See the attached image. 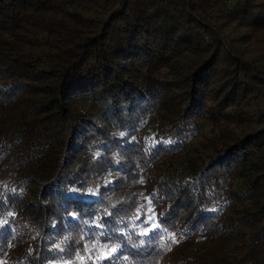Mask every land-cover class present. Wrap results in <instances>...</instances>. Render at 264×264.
<instances>
[{
  "label": "trees",
  "instance_id": "16d2710c",
  "mask_svg": "<svg viewBox=\"0 0 264 264\" xmlns=\"http://www.w3.org/2000/svg\"><path fill=\"white\" fill-rule=\"evenodd\" d=\"M0 264H264V0H0Z\"/></svg>",
  "mask_w": 264,
  "mask_h": 264
},
{
  "label": "rangeland",
  "instance_id": "374dc122",
  "mask_svg": "<svg viewBox=\"0 0 264 264\" xmlns=\"http://www.w3.org/2000/svg\"><path fill=\"white\" fill-rule=\"evenodd\" d=\"M257 24H258V22H257ZM255 29H256V26H250V27L249 26H244L243 27L242 31L244 33H246V36H245L246 40L245 41H247V39L248 40L250 39V40L247 41V43H245L243 45H240V46H242L243 49H246L247 46H251L250 50H252L254 52V53H251V54L253 56H258V53L256 51H254L255 48H257L258 46L257 45H252L254 39L256 38L255 37V32H254ZM237 36H239V33H238ZM246 44H248V45H246ZM171 46H174V44H172ZM179 49H181V48H179ZM247 56H250V54H247ZM175 63H176L175 64L176 66L179 65L182 68L183 65H184V67L187 66V59L186 58L185 59H181L179 57V58H176ZM177 77H178V75L174 74V78H177ZM181 80H182L181 77H179V79H177L178 82L182 83ZM18 90H21V89H18ZM168 92H169L168 95L174 96V97L176 95V97L178 98L177 100H179V101L182 100L181 99L182 97H180V95H179L180 92H179V94H175V92L172 93L171 90H168ZM198 125L201 126L200 124H198ZM201 127L202 128L199 131V133H198V131H195V134H194L195 138H194L193 141L196 142V145L197 144L199 146L201 145L200 146V150H201L200 152H202V150H204V146H205V148H208V151H209L210 148L216 142L215 134H213L214 132L212 133L213 127L210 126V125H207V126L203 125ZM233 127L235 128V126H233ZM237 130H239V129H237ZM159 134H161V132H159ZM202 145H203V147H202ZM190 149H191V147L189 148V151H190ZM185 153L186 152H184L183 154H185ZM168 157H172V156H168V154H166V155L162 156L160 160L157 161L158 162V164H157V168L158 169L157 170L161 171L164 175H166V174L168 175L169 173H166V172H171V170L173 171L174 169L175 170H181V166H182V164L181 165L177 164L179 161H176L175 164H174V169H172L171 167L169 168V166L167 165L168 163H166L167 162L166 160H167ZM179 160H181V159L179 158ZM168 181H170V180L168 179ZM136 188H137V190H138V192L140 194L139 195V207L142 209V211L145 212V214L147 215L148 219L150 220V222H151V226H150L151 230H153V231L157 230V229L160 230V225H159V220H158V211L155 208L154 203H153V201H152V199L150 197L148 182L145 179H142L136 185ZM220 199H224V197H220ZM220 199L217 198L215 200V203L212 202L210 204V206L215 209V208L219 207V205H222ZM237 243H239V240L238 241L235 240L233 242V246L237 245Z\"/></svg>",
  "mask_w": 264,
  "mask_h": 264
},
{
  "label": "snow or ice",
  "instance_id": "6c2138e0",
  "mask_svg": "<svg viewBox=\"0 0 264 264\" xmlns=\"http://www.w3.org/2000/svg\"><path fill=\"white\" fill-rule=\"evenodd\" d=\"M77 195L83 197V196H88V195H96L95 192H93L92 190H89L88 192H80V193H77ZM112 251H115V249H112ZM102 258H107V256H104Z\"/></svg>",
  "mask_w": 264,
  "mask_h": 264
}]
</instances>
